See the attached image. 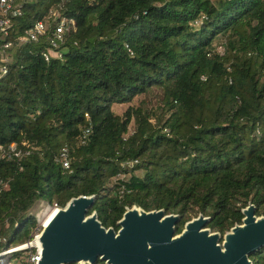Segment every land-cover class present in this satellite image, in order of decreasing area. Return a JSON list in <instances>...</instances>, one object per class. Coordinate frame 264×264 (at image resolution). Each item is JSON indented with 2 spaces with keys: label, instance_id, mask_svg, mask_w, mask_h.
<instances>
[{
  "label": "trees",
  "instance_id": "obj_1",
  "mask_svg": "<svg viewBox=\"0 0 264 264\" xmlns=\"http://www.w3.org/2000/svg\"><path fill=\"white\" fill-rule=\"evenodd\" d=\"M57 6L75 24L62 58L44 62L43 42L11 49L0 80V146L27 152L0 160V251L31 239L36 202L79 194L94 195L87 212L114 230L131 205L178 214L174 233L200 213L222 234L247 203L264 215V0H27L8 39ZM28 251L8 259L25 264ZM249 259L264 264V247Z\"/></svg>",
  "mask_w": 264,
  "mask_h": 264
},
{
  "label": "water",
  "instance_id": "obj_2",
  "mask_svg": "<svg viewBox=\"0 0 264 264\" xmlns=\"http://www.w3.org/2000/svg\"><path fill=\"white\" fill-rule=\"evenodd\" d=\"M93 202V194L72 196L46 216L32 237L35 264H251L249 255L264 247V215L251 203L221 234L205 227L209 217L200 213L174 233L178 214L136 205L124 207L114 230L87 212Z\"/></svg>",
  "mask_w": 264,
  "mask_h": 264
},
{
  "label": "built area",
  "instance_id": "obj_3",
  "mask_svg": "<svg viewBox=\"0 0 264 264\" xmlns=\"http://www.w3.org/2000/svg\"><path fill=\"white\" fill-rule=\"evenodd\" d=\"M26 2L27 0H0V80L5 78L8 74L9 64L12 61L11 49H17L26 44L43 42L45 47L40 55L44 62L47 63L51 59H61L62 53L65 50L67 35L69 32L75 30L74 21L65 16L61 6H57L56 8L49 9L40 20L35 21L32 25L23 30L15 39L9 40L12 20L21 15ZM163 131L166 132L165 129ZM88 134L89 128H84L76 138V144L83 145ZM26 155L27 152H22L18 149L16 143H10L5 147L0 146V160L15 159L19 162ZM56 161L63 170H68L70 158L66 145H63L58 150ZM135 164V160L124 162L120 164V168H131ZM124 176L125 175L119 174L116 177L122 178ZM7 188L8 184L0 180V190H6ZM127 192L128 190H125L123 185L118 186L117 193L119 195ZM55 207L58 206L53 203L51 206L47 205L45 210H53ZM41 216L42 214L39 217L37 216V224L32 232V237L40 228L43 221ZM32 237L22 245L0 251L5 252L4 254L0 253V264H14L12 261H9L8 255L11 251L19 249H33L31 252L28 251L25 264H35L38 256L35 247L32 246ZM1 255H6L5 259H3L4 256Z\"/></svg>",
  "mask_w": 264,
  "mask_h": 264
},
{
  "label": "rangeland",
  "instance_id": "obj_4",
  "mask_svg": "<svg viewBox=\"0 0 264 264\" xmlns=\"http://www.w3.org/2000/svg\"><path fill=\"white\" fill-rule=\"evenodd\" d=\"M223 38L219 37L218 39L216 38L214 41V49L222 52L223 50ZM161 98V91L159 89H152L150 91H148L147 95H146V108L150 109L152 111V117L150 118V122L151 123H155V119L158 118L160 116V100ZM115 110L117 113L121 112L123 110V106H117L115 107ZM136 175H140L141 172L136 171L135 172ZM47 205L51 206L52 204H48L45 201H41L39 200L38 202H36V204L34 205V208L30 211L34 217H35V222L37 221V216L39 217L41 214L43 216H47V212L45 210V208L47 207ZM37 224V222H36ZM1 254H4L5 252H0ZM4 256L3 259H5L6 255H1Z\"/></svg>",
  "mask_w": 264,
  "mask_h": 264
},
{
  "label": "bare ground",
  "instance_id": "obj_5",
  "mask_svg": "<svg viewBox=\"0 0 264 264\" xmlns=\"http://www.w3.org/2000/svg\"><path fill=\"white\" fill-rule=\"evenodd\" d=\"M49 210H50V209H47V210H46V212H47L46 215H48V214L52 211V210H50V211H49ZM42 218H43V220H44L46 217L42 215V216H41V219H42Z\"/></svg>",
  "mask_w": 264,
  "mask_h": 264
}]
</instances>
